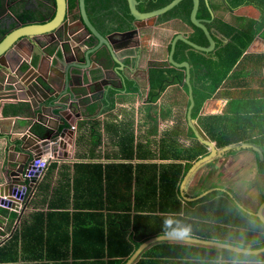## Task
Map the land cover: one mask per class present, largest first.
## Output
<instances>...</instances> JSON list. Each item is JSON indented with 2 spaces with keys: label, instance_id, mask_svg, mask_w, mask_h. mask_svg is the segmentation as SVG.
<instances>
[{
  "label": "crops",
  "instance_id": "crops-1",
  "mask_svg": "<svg viewBox=\"0 0 264 264\" xmlns=\"http://www.w3.org/2000/svg\"><path fill=\"white\" fill-rule=\"evenodd\" d=\"M6 1L11 16V5L28 3ZM250 1L227 10L224 0H204L210 6L211 17L220 18L228 28L225 36L217 33L216 28L207 29L211 37L214 33L223 44L232 38L230 27L239 30L242 25L249 29L260 26L241 64L191 118L213 143L215 157L190 171L209 149L188 127L185 71L170 64L168 57L174 37L182 35L188 39L192 28L173 18L162 23L145 22L136 36L126 40L114 36L115 45H125L114 49L121 65L112 63L108 50L103 49L92 56L91 63L96 67L88 71L97 76L101 70H107L109 85L94 87L90 94L74 85L82 102L75 109L82 117L74 124L73 147L65 152V162L52 164L48 169L11 237L0 239V264H108L127 255L121 260L125 264L152 239L132 264L140 259L145 264H198L201 258L204 262L225 264L228 255L218 253L223 249L169 240L164 220L171 217L185 225L197 223L211 228L218 223L229 231L223 239L202 238L197 232L199 227L196 232L191 230L190 238L219 243L230 240L234 230L255 232L230 226L232 213L227 207L224 209L226 203L218 205L224 199L232 210L241 211L245 224H251L248 216L257 218L264 203V26L259 23L264 12L258 0ZM205 21V25L210 22ZM116 32L122 33H111ZM64 47V51H73ZM54 51L58 53L53 60H58L63 53L56 50V45L49 50L51 54ZM75 53L72 55L76 60L71 63L79 64L80 60L83 65V56ZM173 54L174 62H187L175 61ZM33 58L38 59L36 55ZM102 58L105 64L99 62ZM68 65L61 67L66 70ZM52 66L57 69L54 61ZM45 67L44 64L43 70ZM117 68L120 71L116 72ZM70 71L87 82L83 71ZM178 72L183 73L182 83L167 85L157 91L155 102L147 101L151 94L150 78L169 81ZM67 95L72 96L68 88ZM256 110L259 112L254 114ZM2 126L10 129L14 123L10 120ZM16 126L26 124L18 121ZM219 142L224 146H219ZM4 184L0 170V185ZM7 216L5 231L11 234L17 216ZM256 234L257 240L264 243V232ZM245 239L250 241L249 237ZM124 248H131V253H122ZM200 248L216 250L208 254Z\"/></svg>",
  "mask_w": 264,
  "mask_h": 264
},
{
  "label": "water",
  "instance_id": "water-1",
  "mask_svg": "<svg viewBox=\"0 0 264 264\" xmlns=\"http://www.w3.org/2000/svg\"><path fill=\"white\" fill-rule=\"evenodd\" d=\"M68 0H53V17L52 19H45L43 23H37V22H30L26 25H21L20 22L17 20V25L15 28L9 32L1 41H0V79L2 78L3 72L6 70L8 66H10L13 63H18V61L23 56H34L36 55L38 58L42 57L44 58V54L39 51V47L41 45L40 40H44L47 43H50L49 40L52 38V41L55 40L56 42H61L63 39H67L71 37V42L73 45H70V43H62V46H66L67 48L72 49L73 51H65V57L62 55L58 60H54L55 65H58L59 63L61 66H65L66 63H68V67L66 70L63 71L61 74H57L55 77L51 79L45 80L47 77L46 75H32L30 79L27 81L24 80L23 84H29L28 81H30L32 78L37 81V83L47 92L52 90V88L49 86L50 84L54 87V90L57 92V95L61 94H67V88L72 92V98L76 101L74 103L76 106H79L82 104L78 100V98L81 96L80 93H76L74 91V85L75 86H81V88H84V94H90L92 91H95L94 87L102 86L106 87L109 85V82L106 80L108 76L107 70H101V72L96 76L89 73V69L96 67L93 66L91 63L92 56H97L99 52L103 49L108 50L109 58L111 59L112 63H116L119 66L121 65L119 63L118 58L120 57L117 53L114 52L115 48L121 49L125 45H115L116 41H114V36H120L124 40H126L129 37H132L133 35L136 36L138 33V30L142 27H144V23L148 21L156 22L157 18L166 12L170 11L173 7H175L180 1L182 0H172L170 3H168L166 6L161 7L159 9L150 11V12H139L137 9V1L136 0H125L128 8L129 15L132 17V26L133 28L122 32V33H110L109 35H102L100 34L94 26L90 23L86 11H85V5L84 0H77V9L70 10L68 5ZM32 6V5H29ZM199 6V0H192V9L189 15L190 23L195 27L200 29L207 42V47H201L198 46L192 42H190L186 37L182 35H176L174 37V40H172V43L170 44V52H169V62L170 64L174 65L178 68H183L185 71V84L188 88V99H189V105L187 108V123L188 127L191 129L192 133L194 134L195 138L205 147L209 149V153L197 160L192 168L191 172L195 169V167L203 164L204 162L208 161L209 159H212V157H215L216 155V149L211 143L208 138L205 136V134L201 131V129L197 126L196 123H193L191 119V110L193 107V96H192V89L190 86V71H189V65L187 62L182 63H176L172 59V54L174 51L175 43L177 41H181L190 48L201 51V52H211L214 48V41L207 30L205 23L207 21L200 20L196 18L197 9ZM8 3L6 0H0V19L4 16H8L11 19L16 20L13 16H11L8 13ZM76 19L74 20V18ZM148 25V23H147ZM80 30V31H77ZM84 34V40L82 41V44H79V47L81 49L79 56L82 55L84 59V64H80L82 61L78 60L79 64L71 63L72 61H75L76 59L73 58L72 53L76 52V41L79 42V35ZM90 39H95V44L90 46L88 44V41ZM40 41V42H39ZM69 42V41H68ZM118 46V47H116ZM75 51V52H74ZM47 54V52H45ZM77 53V52H76ZM75 53V54H76ZM69 54V55H68ZM68 55V56H67ZM67 56V57H66ZM105 59H100L99 62L102 64H105ZM60 66V67H61ZM76 67L77 69L83 71L82 77L84 76L85 80L87 82H84L83 78L75 77L79 76L80 74H71V67ZM54 72L56 69H52ZM70 71V72H69ZM115 71H120L119 68L115 69ZM88 72V76H86L84 73ZM111 73L118 77L116 73H114L111 70ZM98 77V79H95ZM76 78V79H75ZM58 79V80H57ZM63 80L61 82L60 80ZM70 82V85H69ZM66 86L67 88H64ZM93 88L94 90H91ZM29 92H26L24 95H13L9 94L6 97L2 98L0 95V99H6V100H12L15 102L17 99L18 101H22L23 99H27V95L30 93H34L33 88H28ZM1 94V93H0ZM41 99H44L45 101H51L49 100L48 96L45 97L43 93L41 94ZM9 104V103H7ZM37 102L30 103V107H35ZM2 109V104L0 103V111ZM77 111V110H76ZM64 114V113H63ZM80 112L77 111L76 118L80 117ZM82 115V114H81ZM74 119H70V123H73ZM2 122L0 121V170L3 173L5 177V184L0 185V198L2 196H5L9 193L11 189V183H7L9 175L12 174L10 172L9 167L11 165V159L16 155L20 156L23 160H28L32 155L29 151L26 150L25 144V138L19 139L15 137H11L9 134L8 128L5 129V127L2 126ZM8 130V131H7ZM5 148H7V152H5ZM18 172L20 169L17 170ZM264 203L261 205V210L256 214L259 221L264 225ZM169 240H177L169 238ZM152 240L148 241L152 242ZM177 241H184V242H193L196 244H201L207 247H214L218 249H222L219 247V242L214 241H206V240H200L196 238H187L184 240H177ZM147 243L143 244L126 262L125 264H132L133 261L137 258L138 253L140 252L141 248ZM264 248V247H263Z\"/></svg>",
  "mask_w": 264,
  "mask_h": 264
},
{
  "label": "trees",
  "instance_id": "trees-1",
  "mask_svg": "<svg viewBox=\"0 0 264 264\" xmlns=\"http://www.w3.org/2000/svg\"><path fill=\"white\" fill-rule=\"evenodd\" d=\"M31 6L27 5H15L11 11L13 13V17L16 19H11V17L5 18L0 22V41L11 32L18 22L21 25L29 24L30 22L43 23L45 19H52L53 12L49 14L47 18L42 15L45 11L53 6V0L49 3L36 2V0H29ZM137 1V9L139 12L145 13L150 12L161 7L166 6L172 0H136ZM227 10L237 9L242 7L243 5H248L250 0H224ZM263 8L264 12V0H258ZM70 10L77 9V0H68ZM85 11L90 23L94 26V28L102 35H106L113 31H125L129 30L132 27V17L129 15L127 4L125 0H84ZM29 7V8H26ZM210 8V6H209ZM209 8L206 6L204 0H199V7L197 10V18L203 20H210L205 26L208 30L212 28H216L217 33H222L225 36V32H228V28L223 23L220 18H212L209 12ZM192 9V0H182L175 7H173L170 11L165 14L159 16L157 18V23H162L167 20L176 18L182 20L186 24H188L192 28V32L188 34V40L192 43L206 47L208 45L207 40L203 34V32L195 28L191 25L189 21V15ZM39 20V21H38ZM256 22H254L255 24ZM260 25L264 26V16L262 20L259 22ZM241 29L235 30L230 27V33L232 32V38L226 43L223 44L221 40L216 38V35L213 33L212 37L215 41V50L209 53L199 52L191 49L183 42H177L175 45V50L173 54V58L175 61H187L190 65V84L192 87V96H193V108L191 111V118H195L197 112L201 109L205 100L211 97L214 94L215 90L220 88V86L225 82L230 73H232L242 62L243 55L248 49L249 45L254 39V36L259 32L260 26H255L254 29H249L245 25L240 26ZM264 36V35H263ZM90 46L95 44V39H90L88 41ZM264 59V57H263ZM183 73L178 72L171 75V79L169 81L166 78L157 77L156 81L150 78L151 82V94L147 96L148 102H155L158 99L157 91L163 90L167 85L182 83L183 81ZM154 79V76H152ZM166 80V81H165ZM28 105L23 103H17L6 105L3 109L2 114L4 116L11 117H20L21 115L27 114ZM259 111H254V114H257ZM35 130V128L33 129ZM40 135L43 134V129H37ZM220 141V139H219ZM219 146H224L223 143H218ZM264 165V159H263ZM264 173V168L262 169ZM201 201V200H199ZM224 201V202H223ZM227 207L230 214L232 213L233 221L230 226H235L236 228L242 229L241 227H246L254 231L253 233H247L242 231H231L230 232V240L228 241H238L243 239L246 243L250 242L253 248H261L264 246V243H260L257 240V234L259 232H264V226L259 222V220L255 217L248 216L251 224H245L243 214L241 211L232 210V207L229 203H227L224 199H221L218 205L224 204ZM228 214V215H230ZM252 220V221H251ZM256 225V226H254ZM206 226L201 227L197 223H190L191 230H197L199 227L200 234L202 238L208 240H216L217 238H224L228 230H225L222 226ZM255 227V228H254ZM247 231V230H246ZM224 236V237H223ZM249 237L250 241L245 238ZM198 248V247H197ZM203 252L213 253L216 249L210 248H200ZM132 251L131 248H124L122 253L130 254ZM225 253L224 250H218V253ZM209 256V255H207ZM121 257L119 259H114L113 261H109L108 264H122V259L126 258ZM210 257V256H209ZM208 257V258H209ZM262 259L264 258V253H261ZM215 256L211 258L214 260ZM148 263V262H146ZM91 264H96L92 262ZM136 264H145L143 259H140ZM198 264H217L215 262H204V259L201 258Z\"/></svg>",
  "mask_w": 264,
  "mask_h": 264
},
{
  "label": "built area",
  "instance_id": "built-area-1",
  "mask_svg": "<svg viewBox=\"0 0 264 264\" xmlns=\"http://www.w3.org/2000/svg\"><path fill=\"white\" fill-rule=\"evenodd\" d=\"M73 36V34H72ZM63 39L61 42L53 40L51 45H40L39 51L44 54V58L37 57L34 61L33 56H23L18 63H13L6 68L3 72L0 81V95L2 98L9 94L19 95L29 92V87L34 89V93L27 95V99L13 102L12 100L0 99V103L4 106L7 103H23L28 105L27 114L20 117H6L0 114V121L7 123L12 120L14 126L10 127L9 134L15 138H25L26 150L31 153L28 160H23L20 156H14L11 160L9 168L11 175L8 177L7 183H11V189L8 194L0 198V211H5L7 214L0 212V239L7 240L11 237L12 233L19 225L21 216L28 209L31 200L34 198L39 183L43 180L48 169L52 164H59L65 162L66 157L64 154L68 148L73 147L75 139L74 124L81 120L80 117L76 118V101L72 96L67 94L57 95L54 87L49 92L45 91L35 79L28 81L29 84H23L24 80L27 81L32 75H46L45 80L56 78L57 74L63 73V68L58 65L54 72L52 63L53 59H57L58 51L51 54L49 50L56 45V50H59L63 57H65L64 46L62 43H71V37ZM69 41V42H68ZM64 51V52H63ZM47 52V54L45 53ZM46 65L45 70L43 65ZM48 66V70H47ZM53 72V77H50ZM49 74V75H48ZM45 97L52 98L51 101H45L41 98V94ZM33 101L37 104L31 108L30 103ZM39 111V112H37ZM64 113V114H63ZM70 119H74L70 123ZM25 122V127L16 126L17 122ZM35 128V130H33ZM43 129V134L40 135L37 129ZM5 152L8 153L7 148ZM20 169L18 172L17 170ZM9 213H15L17 219L14 221L11 234L5 231L6 223Z\"/></svg>",
  "mask_w": 264,
  "mask_h": 264
},
{
  "label": "clouds",
  "instance_id": "clouds-1",
  "mask_svg": "<svg viewBox=\"0 0 264 264\" xmlns=\"http://www.w3.org/2000/svg\"><path fill=\"white\" fill-rule=\"evenodd\" d=\"M11 104L15 103L5 104L2 106L1 112H3L6 105ZM164 228L168 229L165 235L172 239L184 240L191 236V227L189 225L182 224L171 217L164 220ZM219 247L229 253V259L225 264H264V259L261 258L264 248H253L250 243H246L243 239L239 241H226L220 244Z\"/></svg>",
  "mask_w": 264,
  "mask_h": 264
},
{
  "label": "flooded vegetation",
  "instance_id": "flooded-vegetation-1",
  "mask_svg": "<svg viewBox=\"0 0 264 264\" xmlns=\"http://www.w3.org/2000/svg\"><path fill=\"white\" fill-rule=\"evenodd\" d=\"M34 1V0H33ZM36 2H43V3H50L51 2V0H36ZM68 2V1H67ZM29 4H30V1L28 0V3L27 4H25V5H27V6H29ZM16 4H13V5H11V8L10 9H12L14 6H15ZM68 5H69V2H68ZM31 7H33V6H31ZM26 8H29V7H26ZM52 8H53V6L51 7V8H49L47 11H45L42 15H44V16H46L45 18H47L48 16H49V14L51 13V11H53L52 10ZM8 13H9V11H8ZM8 16H4L3 18H1L0 19V22L1 21H3L5 18H7ZM39 21V20H38ZM37 22V21H36ZM79 39V42H77L76 41V54H80V51H81V49H80V47H79V44H82V41L84 40V34L82 33V34H80L79 35V37H78ZM41 41V42H40ZM39 42L41 43V45H51V43L53 42L52 41V38L49 40V42L50 43H47V42H45L44 40L42 41V40H40ZM71 69L72 70H78V71H81V70H79V69H77L76 67H71ZM71 73H72V71H71ZM0 81H1V79H0ZM0 114L2 115V112L0 111ZM6 129V128H5ZM8 131V130H7Z\"/></svg>",
  "mask_w": 264,
  "mask_h": 264
},
{
  "label": "rangeland",
  "instance_id": "rangeland-1",
  "mask_svg": "<svg viewBox=\"0 0 264 264\" xmlns=\"http://www.w3.org/2000/svg\"><path fill=\"white\" fill-rule=\"evenodd\" d=\"M43 70V69H42Z\"/></svg>",
  "mask_w": 264,
  "mask_h": 264
}]
</instances>
